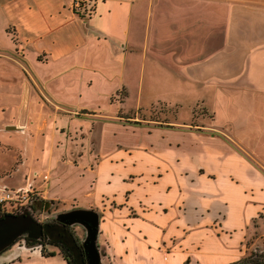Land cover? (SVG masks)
I'll list each match as a JSON object with an SVG mask.
<instances>
[{
  "label": "crops",
  "instance_id": "obj_1",
  "mask_svg": "<svg viewBox=\"0 0 264 264\" xmlns=\"http://www.w3.org/2000/svg\"><path fill=\"white\" fill-rule=\"evenodd\" d=\"M69 2L0 0V104L15 48L60 108L161 104L189 119L82 120L76 165L42 155L49 198L98 206L78 209L96 225L99 264L246 263L264 218V0H89L84 19ZM94 85L106 107L68 100ZM194 108L210 117L192 123ZM51 253L10 246L0 264H67Z\"/></svg>",
  "mask_w": 264,
  "mask_h": 264
},
{
  "label": "rangeland",
  "instance_id": "obj_2",
  "mask_svg": "<svg viewBox=\"0 0 264 264\" xmlns=\"http://www.w3.org/2000/svg\"><path fill=\"white\" fill-rule=\"evenodd\" d=\"M37 18V14L33 13L29 20L32 23H37ZM12 33L10 31L8 35L10 40L15 43V37ZM6 56L7 68L15 69L17 76L13 75L4 80L6 81L7 92L3 95V103L0 104V185L7 188L21 187L26 184L27 177L31 178L30 175L36 173L37 176L31 181L32 194L29 195L27 202L15 212L25 208L39 223L54 221L68 223L69 231L76 243L89 246V256L86 264L91 262L99 264L98 251L100 248L96 242V225L93 224L92 217L90 218L78 209L88 207L83 209L98 212V206L85 205L75 199L69 203L58 198L51 200L48 196L51 188L49 187L51 174L49 167L43 164L45 159L42 155L50 148L51 157L53 160L60 162V166L64 164L76 165L78 161L75 157L77 146L80 141H83L82 136L79 138V135H81L82 128H86L83 124L86 120L90 123H93L94 119H99L102 122L110 120L120 122L168 121L175 117V119L188 120L189 109H173L161 104L152 105L146 109L123 110L122 108H115L111 110L107 108L106 110L99 109L93 112L78 108H60L47 95L40 93L30 66L22 60L21 53H18L14 48L7 52ZM20 83H22L23 89L28 91H26L27 93L21 94L19 92ZM94 87L93 92L81 95V101L77 100L75 95H72L73 98L71 97L68 100L80 104L83 101L90 100L91 103L86 102L90 106L97 103L100 107H106L105 97L102 95L105 94L107 87L100 88L97 85H94ZM65 98H67V95ZM120 98L121 95H110L107 98L108 107L115 105ZM34 106L38 107L35 111L32 109ZM191 114L192 123L195 122L197 117L204 119V121L205 118L210 117L201 108L192 109ZM117 116H128L129 118L123 119L124 117L118 118ZM63 119H67L65 124H61ZM72 119L84 120L82 126L70 125ZM81 143H84V141ZM88 166L93 167L92 163ZM69 218H71L70 221ZM89 219L92 220V223ZM262 220L260 224H254L255 229L249 239L253 241V244L247 252L245 262L255 260L264 264V218ZM46 240L48 241L44 237L42 240L38 239L35 244L27 245L22 235L10 246L24 244L32 250H40L42 254H48L51 251L61 252L58 246L47 243Z\"/></svg>",
  "mask_w": 264,
  "mask_h": 264
},
{
  "label": "water",
  "instance_id": "obj_3",
  "mask_svg": "<svg viewBox=\"0 0 264 264\" xmlns=\"http://www.w3.org/2000/svg\"><path fill=\"white\" fill-rule=\"evenodd\" d=\"M70 220L71 218H69ZM66 224L68 223L60 221L39 223L25 208L19 212L6 213L0 216V253L22 235L29 241L38 240L44 236L46 239L57 241L64 246L71 254L74 264H86L82 253V248L84 249L85 245H81L82 248L77 245L66 228Z\"/></svg>",
  "mask_w": 264,
  "mask_h": 264
},
{
  "label": "built area",
  "instance_id": "obj_4",
  "mask_svg": "<svg viewBox=\"0 0 264 264\" xmlns=\"http://www.w3.org/2000/svg\"><path fill=\"white\" fill-rule=\"evenodd\" d=\"M69 9L71 13L78 16L80 19H84L88 16L89 10L87 9V4L89 0H69ZM27 177L26 184L21 187L16 188H7L4 185H0V216L6 213H14L16 210L20 209L23 204L27 202L29 195L32 194V185L34 177L37 176L36 173H33ZM30 179V182H29ZM30 247L19 244L15 247Z\"/></svg>",
  "mask_w": 264,
  "mask_h": 264
},
{
  "label": "trees",
  "instance_id": "obj_5",
  "mask_svg": "<svg viewBox=\"0 0 264 264\" xmlns=\"http://www.w3.org/2000/svg\"><path fill=\"white\" fill-rule=\"evenodd\" d=\"M40 202H43V201H40ZM25 239V238H24ZM42 239H44V237H41V238H39V240H42ZM25 241H26V243L25 244H35V243H37L38 242V240H31V241H29L28 239H25ZM47 241V240H46ZM47 243H50V244H53V245H56V246H58L60 249H61V252H58V253H60V255L62 256V258H63V260L67 263V264H74V262H73V258H72V256H71V254L69 253V251L64 247V246H62L59 242H56V241H47ZM7 249V248H6ZM6 249H4L3 251H5ZM2 251V252H3ZM43 255H48V256H50V255H52V253L51 252H49L48 254H43ZM244 264H262V263H260V262H257V261H255V260H252V261H249V262H246V263H244Z\"/></svg>",
  "mask_w": 264,
  "mask_h": 264
},
{
  "label": "flooded vegetation",
  "instance_id": "obj_6",
  "mask_svg": "<svg viewBox=\"0 0 264 264\" xmlns=\"http://www.w3.org/2000/svg\"><path fill=\"white\" fill-rule=\"evenodd\" d=\"M55 222H59V221H55ZM66 228L69 230V226H68V224H66ZM42 237H44V236H42ZM24 238H25V239H28V238H26L25 236H24ZM48 241H50V240H48ZM56 242H57V241H56ZM77 245H78L80 248H82V246H81L80 243H77ZM82 253H83L84 261H85V263H86V260H87V258H88V256H89L88 245H87V246H84V249L82 248Z\"/></svg>",
  "mask_w": 264,
  "mask_h": 264
}]
</instances>
